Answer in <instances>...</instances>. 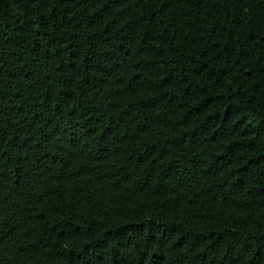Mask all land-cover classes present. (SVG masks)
<instances>
[{
    "label": "trees",
    "instance_id": "1",
    "mask_svg": "<svg viewBox=\"0 0 264 264\" xmlns=\"http://www.w3.org/2000/svg\"><path fill=\"white\" fill-rule=\"evenodd\" d=\"M0 264H264V0H0Z\"/></svg>",
    "mask_w": 264,
    "mask_h": 264
}]
</instances>
